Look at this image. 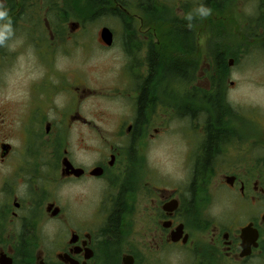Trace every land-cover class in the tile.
<instances>
[{
	"label": "flooded vegetation",
	"instance_id": "obj_1",
	"mask_svg": "<svg viewBox=\"0 0 264 264\" xmlns=\"http://www.w3.org/2000/svg\"><path fill=\"white\" fill-rule=\"evenodd\" d=\"M234 2L191 7L249 23ZM254 2L263 20L264 0ZM171 4L185 0H0L13 30L0 44V264H153L167 251L189 264H264V103L232 107L221 68L237 60L218 41H263L264 31L216 33L201 68V35L181 7L171 23ZM105 19L116 28L90 31ZM77 50L110 57L95 70L57 63ZM170 116L192 142L187 190L148 159Z\"/></svg>",
	"mask_w": 264,
	"mask_h": 264
},
{
	"label": "rangeland",
	"instance_id": "obj_2",
	"mask_svg": "<svg viewBox=\"0 0 264 264\" xmlns=\"http://www.w3.org/2000/svg\"><path fill=\"white\" fill-rule=\"evenodd\" d=\"M194 0H185V6L181 5L180 7L186 14L189 12H194L196 9L191 7ZM242 3L239 5V3ZM235 5L231 9L235 15H238V11L246 10L247 15L251 17L246 19L245 23H224L217 20L212 19L211 14L207 18H198L194 17L191 22V27H189V22L184 18L187 29L192 32L199 33L201 36L199 37L200 46L202 49V58H201V68L204 67L205 60L204 57L209 62L210 56L205 54L206 48H210L214 45V41L217 40L215 38V34L219 32H239L243 31L242 29L245 27L246 30H249L252 33H256L259 31H264V19H260L258 16V2H254V0H235ZM180 4H171L169 8L170 11V19L172 22H177V19H181V11ZM211 9V8H209ZM105 22L107 20L105 19ZM110 26L112 28H116L113 23L107 22L103 25L92 26L90 31H97L98 26ZM223 25V27H222ZM173 28V25L170 26ZM233 38H219L218 41L223 42L226 46H231V57H233L237 62H234L231 67L222 66L221 72L225 74L224 77L220 78L223 81V86L230 85L229 81L233 82V88L228 89V100L231 102L232 107L241 112L242 105L249 106L253 111H258L259 107L264 103V49L261 43L264 45V40H257L256 36L252 39H241L238 35L232 36ZM235 38V39H234ZM178 47L177 44L174 45ZM171 45V50L172 47ZM116 50H113L111 53H114ZM118 51V50H117ZM110 53V54H111ZM208 53V51H207ZM85 54H81L79 50L74 51L73 55L64 59L61 56H58L57 63H67L73 64L74 66H85V69L95 70L102 63L104 57L102 55H107L110 57L108 53H100V54H92V56H84ZM118 55V54H117ZM115 59V58H114ZM117 59V58H116ZM66 60V61H64ZM118 64L117 60H110V66ZM107 76L112 77L111 74H107ZM176 80V79H175ZM173 80L170 82L171 93L180 94L182 97L186 98V94L182 92V89L178 86L177 82ZM228 80V82H227ZM231 86V85H230ZM177 98V97H176ZM178 99V98H177ZM228 111H230L228 109ZM181 122L178 118L170 116L169 119V128L171 129L179 128ZM169 131V135L167 138H162L161 140L153 143L151 145V150L147 153L148 159L152 162L153 166H157L159 170L167 168L169 172L168 182L170 185H176L181 181L184 182V189L187 190L188 184H190V176L193 174V168L189 165L184 166L183 160H186V155L190 152V148H192V142L189 141V137L184 138L181 135V132L177 130L175 132ZM75 138V137H74ZM226 167H219L208 170V177L210 178V184L208 181L206 182L207 191L212 193L215 187V179L223 171H226ZM181 185V183H180ZM58 194H61L62 198L64 195H67V189L65 186H61L58 188ZM141 212L140 214H142ZM139 215V214H138ZM144 216V215H143ZM149 221L143 219L138 225H144V227L149 224ZM135 226V225H134ZM49 228V227H48ZM144 231L139 230L136 234L135 240H143L145 238ZM132 237L129 235L127 240H131ZM146 240V239H144ZM164 258L161 259V257ZM161 257H156L152 261L153 264H184L189 261L182 254L174 253L173 251H167ZM188 261V262H187Z\"/></svg>",
	"mask_w": 264,
	"mask_h": 264
},
{
	"label": "clouds",
	"instance_id": "obj_3",
	"mask_svg": "<svg viewBox=\"0 0 264 264\" xmlns=\"http://www.w3.org/2000/svg\"><path fill=\"white\" fill-rule=\"evenodd\" d=\"M210 14L211 9L201 4L194 12L186 14L184 18L189 22V27H191V22L194 17L207 18ZM12 31V21L8 17V13L6 11H0V44H3L12 35Z\"/></svg>",
	"mask_w": 264,
	"mask_h": 264
},
{
	"label": "water",
	"instance_id": "obj_4",
	"mask_svg": "<svg viewBox=\"0 0 264 264\" xmlns=\"http://www.w3.org/2000/svg\"><path fill=\"white\" fill-rule=\"evenodd\" d=\"M104 32L105 33H108L109 32V30L108 29H104ZM104 39L106 40V41H108L109 40V37H104ZM131 263V257L130 256H126L124 259H123V264H130Z\"/></svg>",
	"mask_w": 264,
	"mask_h": 264
},
{
	"label": "trees",
	"instance_id": "obj_5",
	"mask_svg": "<svg viewBox=\"0 0 264 264\" xmlns=\"http://www.w3.org/2000/svg\"><path fill=\"white\" fill-rule=\"evenodd\" d=\"M204 6V5H203ZM206 7V6H205ZM207 8H209V7H207ZM222 27H223V25H222ZM219 58H221L220 56H219ZM212 139H213V137L210 135L209 136V138H208V140H210V141H212ZM118 219V218H117Z\"/></svg>",
	"mask_w": 264,
	"mask_h": 264
}]
</instances>
